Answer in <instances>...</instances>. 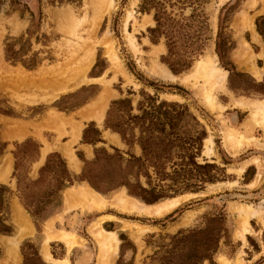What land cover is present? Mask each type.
<instances>
[{
	"label": "rangeland",
	"instance_id": "374dc122",
	"mask_svg": "<svg viewBox=\"0 0 264 264\" xmlns=\"http://www.w3.org/2000/svg\"><path fill=\"white\" fill-rule=\"evenodd\" d=\"M111 1L113 7L109 0H101L99 4H95L96 0H0V109L6 111L0 112V143H5L0 154V184L6 185L11 191L8 198V222L12 225L11 234H0V264H21V245L24 240H30L37 245L43 262L57 264L44 259L40 251L46 229L45 222L49 219L54 231L82 239L81 242H75L69 250L61 240L51 239L48 250L54 260L65 259L68 264H96L98 248L87 228L97 217L103 215L114 216L112 219L103 220L101 226L107 231L115 232L119 239L113 264H221L217 260L220 254L231 261L239 256L240 264H262L264 213L261 219L250 217L245 224L238 212L233 210H240L239 206L243 208L242 206L247 205L264 210V144L261 140L264 139V132L258 128L252 131L258 125L246 130L245 124L250 110L248 112L241 108L249 107L234 104L232 99H264V94L254 91H264V36L262 43L256 45L253 41L257 39L252 33L251 36L246 34L244 38H239L236 46L238 38L230 31L229 22L226 27V19H231L243 7L236 13L233 25L238 32L246 29L241 27L251 28L252 20L248 16L254 17L255 12L251 13V10L256 6H253L251 0H246L245 3V0H230V5L222 8L221 4L226 0H206L204 13L207 20L204 22L202 18L198 21L189 20L192 9L190 5L174 0L171 1L173 5H167L171 16L178 21L175 28H179L181 34L202 35L201 52L193 58L190 68L174 75L189 72L197 59L209 54L210 57H215L216 65L226 71L227 90L215 92L216 101L224 108L211 110L203 102L201 93L207 85L202 79L193 84H184L178 79L168 80L153 73V62L166 67L167 65L160 59L166 53L163 37L157 43H152L149 39L147 28L155 23L152 12H142L139 7L140 0ZM241 10L245 11L246 16L240 15ZM127 15L128 21L124 30L123 21ZM182 16L186 18L182 19ZM219 18H222L220 38L217 36ZM244 19H249L251 25H244ZM231 41L234 46L228 50ZM7 43L13 44V49L17 52L14 56L24 64L19 60L11 62L7 59ZM109 45L115 53V62L108 56ZM216 47L223 53L222 57ZM158 49L161 50L155 55L152 54ZM87 58L91 61L85 65ZM97 61V65L93 67ZM167 69L169 70L168 67ZM229 71L232 73L228 77ZM261 76L262 79H259ZM147 83L159 88L156 92L159 98L189 106L204 126L206 137L212 136L213 155L203 152V139L197 160L217 164L223 168L224 175L214 182L205 183L198 191H185L167 197L188 196L161 216L119 211L112 206L101 211L82 212L79 201L73 199L68 200V205L64 207L68 210L60 218L59 212L65 203L63 193L70 190L69 186L77 185L78 182L75 181L63 189L60 207L55 208L37 229L18 197L16 175H12L17 145L26 139L30 140V155L25 154L19 160V178H36L38 168L51 152L59 153L65 159L68 170L77 175L80 171H71L69 157L64 150L70 149L76 157L78 151H81L77 145L73 146L79 137L72 136L73 128L80 122L83 125L86 123L84 127L82 125L83 128L93 123L100 131V137L102 136V143H96V146H103L108 151H112L111 147H117L125 152L127 147L119 141L117 133L104 127L105 113L113 99L130 96L135 105L140 98L141 89L154 94V87ZM128 91L132 93L128 95ZM169 95H177L180 99ZM100 97L105 98L107 103L99 122L94 114L96 109L93 108H97L96 103L100 101ZM88 104L93 105H89V108L92 109L95 119L90 118L89 110L82 112ZM57 124L60 127L58 129ZM225 126L235 129L238 137H253L254 142L233 152L224 143ZM112 134L116 140H113ZM93 136L90 129L88 137ZM46 145L49 148L43 154L42 150ZM73 147L76 149L73 150ZM34 150L37 151V158L32 162L30 159L31 155L35 156ZM131 151L137 155L140 153L137 145ZM75 155L73 158L77 161ZM39 156V161L34 163ZM92 157L93 155L87 159ZM254 157L259 158V168L252 162ZM244 163L245 167L238 172ZM258 173L260 175L257 183L251 185ZM81 182L88 184L86 181ZM211 184L220 186L212 189L209 186ZM121 189L129 195L124 187H120L104 196L112 198ZM15 203L25 210L20 207L26 217L23 216L26 225L30 226L28 216L32 226L31 233L24 234L17 245H13L11 239L22 232L24 225L17 224L14 220ZM55 214L57 215L54 217ZM220 214L222 220L219 221ZM184 218H187L188 223L180 224ZM212 218L213 221L210 220ZM243 226H246L247 231H242V237L235 236ZM245 233L247 234L243 242ZM209 244L216 247V251L211 254L212 263L208 259L199 261L202 254L207 252Z\"/></svg>",
	"mask_w": 264,
	"mask_h": 264
},
{
	"label": "trees",
	"instance_id": "16d2710c",
	"mask_svg": "<svg viewBox=\"0 0 264 264\" xmlns=\"http://www.w3.org/2000/svg\"><path fill=\"white\" fill-rule=\"evenodd\" d=\"M171 1L140 0L139 7L142 12H152L155 23L154 26L147 28L150 41L157 43L160 37L164 39L166 53L161 55V61L173 74H179L190 68L193 58L201 52L202 35L181 34L179 28H175L178 21L167 10V5L174 4ZM174 1L192 6L189 20L198 21L199 18L204 22L207 20L204 13L206 0ZM229 5V3L224 4L222 8ZM229 19H226V27ZM221 23L222 18H219L217 30L219 38ZM255 23L257 31L264 36L262 28L264 16H258ZM233 46L234 43L231 41L228 50ZM218 48L216 47V50L222 57L223 53H220ZM15 53L17 52L13 49V44L7 43V59L11 62L19 60L24 64L14 56ZM97 63L98 61L93 67ZM231 73L232 71H229L228 77ZM153 87L154 94L141 89L140 98L135 105L130 96L119 97L111 100L106 110L104 127L119 135L122 143L127 147L125 152L117 147H111L112 151H108L103 146H96L95 144L102 142V139L100 131L93 123L83 128L80 140L93 145V157L87 159L81 151H78L77 157L83 164L77 175L68 170L65 159L59 153L51 152L46 155L43 164L38 168L36 178H19L21 166L19 160L21 161L20 158L25 154L30 155L28 146L30 140L26 139L17 145L12 175H16L18 197L37 229L55 208L60 207L63 189L75 181L78 183L86 181L103 195L124 187L129 195L146 204H152L185 191H198L205 183L214 182L224 175L223 168L217 164L197 160L203 139L206 137V130L189 106L186 103L159 98L156 93L159 88ZM254 91L264 94L262 90ZM131 93L128 91V95ZM0 112L6 111L0 109ZM90 129L94 133L93 137H88ZM135 145L140 149L138 155L131 151ZM4 147L5 143H0V154ZM34 152L35 156L31 155L32 159H30L32 162L37 158V151ZM10 194V189L0 184V234L2 235H9L12 232V225L8 222ZM218 219L222 220L221 214ZM210 220L213 221L214 218ZM208 247L199 261L208 259L212 263L211 254L216 251V247L210 244ZM21 253L23 256L21 264H48L40 259L37 245L30 240L23 241Z\"/></svg>",
	"mask_w": 264,
	"mask_h": 264
},
{
	"label": "bare ground",
	"instance_id": "6f19581e",
	"mask_svg": "<svg viewBox=\"0 0 264 264\" xmlns=\"http://www.w3.org/2000/svg\"><path fill=\"white\" fill-rule=\"evenodd\" d=\"M96 1L97 2L96 3L94 2V3L99 4L101 0H96ZM109 2H112V1L109 0ZM113 5H114L113 2L110 3L111 7H113ZM102 9L103 7H101V10ZM97 12L99 14V11ZM127 21H128V15L125 21H123L124 30H126L125 26H126ZM127 35H129V33ZM107 50H108L107 53L109 54L108 56H110L111 61L115 62V58H116L115 53L111 49L110 45L107 47ZM159 50L161 49L155 50L152 54L155 55ZM209 55L208 56L205 55L204 57L197 59L189 72L184 73L182 75H178V76L172 74L167 69V67L163 64H158V63L153 62V65L151 64L153 67H151V65L148 67L149 68L151 67V69H153V73H155V75L157 74L158 77H162L168 80L178 79L181 83H184V84L185 83L193 84L195 81H198V79L200 80L202 79L207 85V87H205L201 93L204 104L211 110L213 109L222 110L224 106L222 104H219L216 101L215 92H217L218 90H227L225 87L226 71L222 70L220 67L216 65V59L214 56L210 57ZM90 61L91 59L87 58L85 61L86 63L85 65H88ZM255 72L259 73L257 71ZM150 73H152L151 70H150ZM169 96H173L176 99L177 98L180 99V97H178L177 95H169ZM244 98L246 99L242 100L243 98L237 99V97H233L232 101L234 102V104H239L240 106L242 105V106L249 107L250 114L246 121V126H248V130L251 129V125L253 124L264 126V99L257 100L255 98H249V97H244ZM106 103H107L106 99L103 97L101 99L100 97V101L98 100L96 103L97 108H93V109H96L94 114L97 117L99 122L102 119V115H103V111L106 106ZM91 106L93 105L90 104V107ZM79 121H81V119ZM82 125L83 123L80 122V123H77V126L73 128L72 136L74 138H77L79 136ZM56 127L57 129L60 128L58 124L56 125ZM231 131H232L231 129H227V130L224 129L223 137H224V143L226 147L230 148L234 152L235 150H239L242 147H241L240 141L235 140L234 134L231 133ZM253 142H254L253 139L247 140L245 142V145L248 143H253ZM43 148H42L43 149L42 153H45L49 147L46 145ZM64 150H65L66 156L69 157L68 161L71 160V163L69 162L71 169H74L76 167V164H75L76 161H74L71 150L70 149H64ZM203 152L206 155H211V154L213 155L214 151L212 150V136L211 135L204 138V151ZM258 159L259 158L254 157L252 159V162H254L255 164L258 163ZM245 164L246 163H244L243 166ZM238 172H241V169H239ZM259 175L260 174L258 173L254 181L251 182V185H254L257 183ZM209 186L212 189L216 188V186H213V185H209ZM187 197H188L187 195L177 196L174 198H166L164 200L155 202L153 204H146L144 202H141L135 197L125 194L124 189H121L118 192L116 191V195H114L112 198H109V197L106 198L104 195H101L100 193H98L96 190H94L92 187H90L88 184L84 182L78 183L77 185L72 186L70 190H66L63 193V198L65 201L77 199L79 201L82 212L101 211V210L106 209L108 206H112L113 208H116V210L119 209V211L125 210L129 213H135V214L147 215V216H161L165 212L177 206L180 203V201L184 200ZM22 215H23V212L20 211L18 215L16 216V218L14 219L17 224H19L23 220ZM112 218H114V216H111V215L99 216L97 217L96 220L90 223V225L87 228L89 234L93 237V239L95 240L97 244L98 258H97L96 264H113L114 258L117 254L119 239L116 233L113 231H107L101 226V223L103 220H108ZM187 223H188V220H185L183 224H187ZM45 226H46V229L44 231V238H43V242L41 244V250H40L42 256L44 257V259L51 260L53 262H56L57 264H68L65 259L58 261V260H54L51 257L49 250H48V242L51 239H59L63 243H65V245L67 246L69 250L75 242H81L82 240L81 237L79 238V237H76L75 235L66 236L63 233L54 231L52 228L51 219L45 222ZM24 234L25 233L22 230L21 233L17 234V236H14L11 239V241L13 242L12 244L17 245V243L19 242V239Z\"/></svg>",
	"mask_w": 264,
	"mask_h": 264
},
{
	"label": "crops",
	"instance_id": "0c3cea01",
	"mask_svg": "<svg viewBox=\"0 0 264 264\" xmlns=\"http://www.w3.org/2000/svg\"><path fill=\"white\" fill-rule=\"evenodd\" d=\"M230 2V0H226L225 2H223L221 5H224V4H227V3H229ZM246 2V0L244 1V3ZM251 2H252V4H253V6H256L253 10H251V13H253V12H255V14H254V17H252V16H248L251 20H252V27L251 28H247V27H241V28H246V29H242L240 32H238V29L237 28H235V26L233 25V23H234V19H235V16H236V13L240 10V9H242V8H240L232 17H231V19H230V21H229V28H230V31L234 34V36L236 37V38H238L237 40H236V46H238V41H239V38L241 37V38H244V36H246V34L248 35V36H251V33H252V36L254 37V38H256L257 39V41H253L254 43H256V45H260L261 43H262V36L260 35V33L257 31V28H256V23H255V20H256V18L258 17V16H264V0H251ZM244 5V4H243ZM258 10V11H257ZM240 15L242 16V15H244V16H246L245 15V11L244 10H241V12H240ZM215 20H216V17H215ZM215 20H214V24H215ZM243 23H244V25H248V26H250L251 25V21H249V19H244L243 20ZM242 26V25H241ZM254 26V27H253ZM262 28L264 29V24H263V26H262ZM232 34V35H233ZM251 42V41H250ZM248 43H249V41H248ZM249 46H251V44L249 43ZM236 49V48H235ZM235 49H233V50H235ZM258 56L260 55L259 53L257 54ZM259 58V57H258ZM257 65V64H256ZM258 66V65H257ZM259 68V67H258ZM261 69V68H260ZM264 74V73H263ZM262 74V75H263ZM256 78V77H255ZM256 79H258V78H256ZM259 79H262V76L259 78ZM258 79V80H259ZM255 99H261V98H255ZM89 105L90 104H88V106L87 107H85L84 109H83V111L82 112H87L88 110H89V113H90V118H93V119H95V117H94V114L92 113L93 111H92V109L91 108H89ZM242 106V105H241ZM106 107V106H105ZM236 107H238V106H236ZM243 107H247V106H243ZM238 108H240V107H238ZM238 108H236V109H238ZM105 109V108H104ZM241 109H244V110H247L248 112H249V110L250 109H247V108H241ZM85 110V111H84ZM64 115H67V114H64ZM248 116H249V114H248ZM103 117V116H102ZM89 118V119H90ZM248 118V117H247ZM246 118V119H247ZM245 119V120H246ZM245 120H244V122H245ZM243 122V123H244ZM86 124V123H85ZM85 124L83 125V127L85 126ZM222 125H223V122H222ZM242 125V124H241ZM254 125H258V124H253V125H251V127L252 126H254ZM245 126H246V124H245ZM258 126H260V127H258ZM258 126H254L253 127V129H252V131L254 130V129H256V128H258V129H260V130H262V133L264 132V126H261V125H258ZM83 127H82V129H83ZM82 129H81V131H80V134H79V137H78V139L76 140V142L74 143V145L73 146H75V145H77V147H79V149L82 151V153H83V155H84V157L85 158H90L92 155H93V149H92V144H90V143H81L80 142V138H81V133H82ZM223 129H231L232 131H231V133H233L234 134V138H235V140H237V141H240V143H241V147H243L244 145H245V142L247 141V140H251V139H253V137H250L249 139L248 138H245L243 135H239V137H238V133L236 132V130L235 129H233V128H231V127H227V126H225ZM243 130V129H242ZM246 130L247 131H249L248 130V126H246ZM251 130V129H250ZM224 131V130H223ZM112 132V131H111ZM240 132V131H239ZM243 132V131H242ZM242 132H240V133H242ZM252 133V132H251ZM118 135V134H117ZM264 135V134H263ZM109 136V135H108ZM115 135L114 134H112V138H113V140H116V137H114ZM102 137V136H101ZM111 137V136H110ZM118 137H119V135H118ZM263 138H264V136H263ZM117 140H118V138H117ZM254 140V139H253ZM262 141H263V144H264V139H261ZM261 140H259L258 141V143H260L261 142ZM75 141V140H74ZM119 141L122 143V141H121V139H120V137H119ZM98 143H102V142H98ZM97 143V144H98ZM123 144V143H122ZM53 149V148H52ZM76 149V147H73V150H75ZM49 151H51V150H49ZM47 153V152H46ZM73 153H74V151H73ZM44 154V153H43ZM74 155H75V153H74ZM74 155L72 154V156L74 157ZM75 157H76V155H75ZM39 159H40V156L38 157V159L34 162V163H36V162H38L39 161ZM44 159V158H43ZM76 159H77V161L75 162V164H76V167L74 168V169H71V171L73 172V173H78L80 170H81V167H82V162L76 157ZM74 161H75V158H74ZM69 162L71 163V160H69ZM254 163V162H253ZM42 164V162L40 163V164H38L37 166H35V169L38 167V166H40ZM260 162H259V160H258V163H256V166L259 168L260 167ZM245 166H241V171L243 170V168H244ZM11 169V168H10ZM257 176V175H256ZM82 183V182H81ZM251 184V183H250ZM76 185V184H75ZM212 185V184H211ZM73 185H71V186H69V187H72ZM213 186H216V188H218L220 185H218V184H213ZM65 190V189H64ZM71 203V202H70ZM155 203V202H154ZM153 204V203H152ZM65 205H68V200L67 201H65V203H64V205L62 204V211L61 212H59V213H61V216H60V218L62 217V214L65 212V211H67L66 210V208H64L65 207ZM72 205V203L70 204V206ZM74 205V204H73ZM14 206H15V209H14V214H13V216H14V219L16 218V216L18 215V213L20 212V211H22L21 210V206L18 204V203H15L14 204ZM21 207V208H20ZM243 208H241L240 206H239V208H240V210H233V211H236V212H238V214L241 216V219H242V222H244L245 221V224H247L246 223V221H247V219L248 218H250V217H257L258 219L260 218H262V216H263V213H264V210L262 209V208H260V209H257V208H254V207H252V206H250V205H247V206H242ZM248 207V208H247ZM23 209V208H22ZM20 210V211H19ZM24 210V209H23ZM79 210V212H81L80 211V209H78ZM25 211V210H24ZM26 213V212H25ZM59 213H57V214H59ZM17 214V215H16ZM57 214H55V215H53L54 217L57 215ZM16 215V216H15ZM22 216H24V214L22 215ZM52 216V217H53ZM25 217V216H24ZM24 217H23V220L19 223V224H23L24 226H22V228H23V231L25 232V234L26 233H31L30 231V226H31V223H30V220H29V218H28V216H27V219H28V222H29V225L30 226H27L26 225V221H25V219H24ZM26 218V217H25ZM187 218H184V219H182L181 220V223L180 224H183L184 223V221L186 220ZM251 219V218H250ZM250 219H249V221H250ZM262 224H264V220L262 221ZM31 228H32V226H31ZM249 228H250V225H249ZM251 229V228H250ZM242 231H247V228H246V226H243L241 229H240V231H238V232H236V234H235V236H240V237H242ZM249 232H250V230H249ZM249 232H247V233H249ZM247 233H245L244 234V240H242L243 242L245 241V235L247 234ZM239 239V238H238ZM241 240V239H240ZM226 256V255H225ZM217 260L221 263V264H240V261H241V259H240V257L239 256H237V258H235V259H233V261H231L230 259H227L226 257H224L222 254H220V255H218L217 256ZM231 261V262H230ZM242 264V263H241ZM262 264H264V262L262 263Z\"/></svg>",
	"mask_w": 264,
	"mask_h": 264
}]
</instances>
